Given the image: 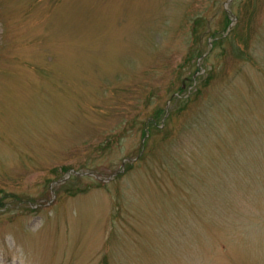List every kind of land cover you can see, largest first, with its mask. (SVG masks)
I'll list each match as a JSON object with an SVG mask.
<instances>
[{
    "label": "rangeland",
    "instance_id": "374dc122",
    "mask_svg": "<svg viewBox=\"0 0 264 264\" xmlns=\"http://www.w3.org/2000/svg\"><path fill=\"white\" fill-rule=\"evenodd\" d=\"M0 264H264V0H0Z\"/></svg>",
    "mask_w": 264,
    "mask_h": 264
},
{
    "label": "trees",
    "instance_id": "16d2710c",
    "mask_svg": "<svg viewBox=\"0 0 264 264\" xmlns=\"http://www.w3.org/2000/svg\"><path fill=\"white\" fill-rule=\"evenodd\" d=\"M231 14H227L226 17H230ZM203 22H204V19H196L194 21V28H193V32L195 34V38L196 36H198L199 34L201 35L200 37V40L202 39L203 35H205V32L203 34H201L202 32V28H203ZM224 29V28H223ZM201 30V32H200ZM231 32H234V30H232ZM217 32L213 33L212 36H214V38H216L215 42H214V45H216V43L219 41L220 42H223L224 39H228V36H229V33L224 36V33H220L219 35H216ZM203 55V52L200 53V56L201 57ZM166 112L163 111V110H159V111H156V113L153 115V117H150L147 121V123L145 124L147 127H148V124H153L154 125V122H158L156 121L158 117H162ZM146 135H147V131L144 132V139L146 138ZM71 169L68 168V170H66V172H70ZM74 176V175H73ZM76 177V176H74Z\"/></svg>",
    "mask_w": 264,
    "mask_h": 264
}]
</instances>
